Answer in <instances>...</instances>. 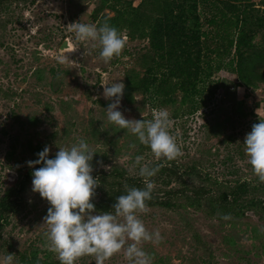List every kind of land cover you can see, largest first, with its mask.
Segmentation results:
<instances>
[{
	"label": "rangeland",
	"instance_id": "obj_1",
	"mask_svg": "<svg viewBox=\"0 0 264 264\" xmlns=\"http://www.w3.org/2000/svg\"><path fill=\"white\" fill-rule=\"evenodd\" d=\"M0 4V200L19 189L20 174L32 167L29 161L45 146L49 156L59 148L68 149L84 139L94 151L92 174L126 170L138 176L133 168L135 152L141 144L127 129L111 123L106 109L115 98L103 96L104 85L123 82L128 71L143 74L144 57L149 52L147 39L131 40L122 53L105 63L100 47L78 41L73 22L96 23L101 15L114 13L103 7L106 0H2ZM108 4L114 0H107ZM137 8L147 0H121ZM247 13L264 17L263 0H244ZM102 11H101V10ZM200 31L203 34L201 63L205 71L201 85L205 107L189 112L186 105L160 107L137 94L128 104L123 96L119 111L129 120H152L158 110L170 114L169 132L180 146L179 164L195 162L212 177L233 181L237 175L255 178L243 144L252 125L264 120V84L241 87L235 74L234 52L230 42L236 39L235 17L225 4L215 0H198ZM97 11H101L97 20ZM264 27L257 31L254 43L263 47ZM68 40L71 50H60ZM70 61L61 63L59 57ZM75 61V62H73ZM213 93V95H211ZM135 145V147H131ZM142 164L167 160L145 152ZM154 188L169 190L162 184L164 176L155 175ZM32 180L16 199L15 212L0 227V261L13 254V264H23L22 256L38 264H60L47 238L49 226L44 217L50 207L38 193ZM173 190L180 188L172 183ZM260 197L262 194L250 195ZM183 213V214H182ZM149 232L159 231V244L141 242L152 264H264V222L257 217L238 224H224L209 219L202 211L188 214L162 208L136 213ZM121 222L123 219L120 218ZM196 229L208 250L199 248L190 233ZM107 259L104 264H132L125 252ZM40 261V263H39ZM76 264H95V257L84 255Z\"/></svg>",
	"mask_w": 264,
	"mask_h": 264
},
{
	"label": "trees",
	"instance_id": "obj_2",
	"mask_svg": "<svg viewBox=\"0 0 264 264\" xmlns=\"http://www.w3.org/2000/svg\"><path fill=\"white\" fill-rule=\"evenodd\" d=\"M225 4L233 12L237 29L236 39L230 42V48L235 49V74L241 87L255 88L264 84V35L263 47H258L253 41L258 30L264 27V17L247 13L249 5L240 8L244 0H215ZM0 0V4H2ZM262 6L264 7V0ZM103 7L114 13L113 17L98 14L97 24L105 21L114 26L120 33L127 31L129 38L147 39L149 52L144 57L143 74L131 70L125 76L124 98L128 104L135 102L137 94L147 97L149 102L160 107L175 104L186 105L190 113L205 107L202 98L201 85L204 82L205 71L201 63L202 33L198 15V0H147L137 8L132 3L114 0L103 2ZM264 11V9H263ZM213 95V93H211ZM151 152L146 145L140 144L134 157ZM54 155L49 156L53 158ZM20 174L19 189L8 191L0 200V227L8 216L15 212L19 197L27 182L32 180L35 168ZM150 167L159 166L157 175L164 176L161 181L169 190L152 191V199L147 202V209L162 208L177 210L188 214L189 210L202 211L209 219L224 224L243 223L253 216L264 222V182L256 176L254 179L242 178L237 175L233 181H224L212 177L195 162L179 164L176 160L152 163ZM98 178L99 185L95 189L92 203L96 212L114 211L112 205L116 198L126 194L128 188L143 189L144 178L130 176L126 170L112 169L92 174ZM153 183V177L150 178ZM180 188L173 190L172 183ZM262 194L260 197L250 195ZM18 196V197H17ZM183 214V213H182ZM225 215L230 219H223ZM195 244L205 251L208 245L202 240L199 232L190 227ZM23 264H38L33 258L22 256ZM40 263V261H39Z\"/></svg>",
	"mask_w": 264,
	"mask_h": 264
},
{
	"label": "clouds",
	"instance_id": "obj_3",
	"mask_svg": "<svg viewBox=\"0 0 264 264\" xmlns=\"http://www.w3.org/2000/svg\"><path fill=\"white\" fill-rule=\"evenodd\" d=\"M70 25L78 41L91 42L93 48L100 47L99 55L105 63L114 56L118 57L126 46L127 37L107 21L99 25L80 21ZM58 59L61 63L70 61L66 55ZM104 86L103 96L115 98L106 109L109 122L129 130L158 159L164 157L172 161L182 155L176 138L168 130L170 114L167 110H158L152 120L126 119L118 110L124 83L113 81ZM243 144L254 173L264 182V120L252 125ZM49 152L50 148L45 146L36 154L37 159L28 162V166L41 165L31 174V191L38 193L50 205L44 224L49 226L47 238L52 250L58 253L60 264H76L84 255L94 256L95 264H104L124 248L126 239L134 241L125 252L132 264H152V258L137 245L141 242L159 244L162 237L159 231L149 232L136 213L147 210L154 188L150 178L156 175L159 166L142 164L144 157L136 156L133 168L138 167V175L144 178L145 187L126 186V194L118 196L112 205L114 211L101 214L96 212L92 203L99 183L98 178L92 175L91 162L95 152L88 143L81 139L68 149L59 148L53 158H49ZM223 219H230V216L225 215ZM14 256L8 254L0 264H13Z\"/></svg>",
	"mask_w": 264,
	"mask_h": 264
},
{
	"label": "water",
	"instance_id": "obj_4",
	"mask_svg": "<svg viewBox=\"0 0 264 264\" xmlns=\"http://www.w3.org/2000/svg\"><path fill=\"white\" fill-rule=\"evenodd\" d=\"M60 50H71V45L68 40H64L60 46Z\"/></svg>",
	"mask_w": 264,
	"mask_h": 264
}]
</instances>
